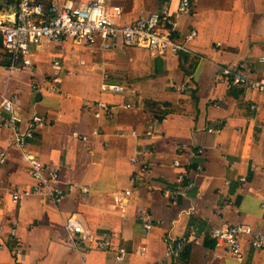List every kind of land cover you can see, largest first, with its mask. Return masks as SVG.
<instances>
[{
	"label": "crops",
	"instance_id": "obj_1",
	"mask_svg": "<svg viewBox=\"0 0 264 264\" xmlns=\"http://www.w3.org/2000/svg\"><path fill=\"white\" fill-rule=\"evenodd\" d=\"M106 2L121 8L122 21L132 22L162 8L174 14L180 0ZM190 4L172 36L189 51L177 55L153 57L138 47L105 49L101 42L64 40L37 46L28 71L10 69L0 52V103L3 96L14 97L22 129L32 115L46 121L20 151L2 126L0 108L6 156L0 165L1 236L10 245L9 229L16 227L22 246L18 259L11 247L0 251V264H154L165 251L162 239L180 237L190 227L206 233L215 226L247 225L264 232V94L234 86L220 74L222 67L245 61L253 76H264L258 62L264 54V0ZM13 10L0 11V18ZM192 31L195 36L187 39ZM80 51L87 59L76 63ZM55 61L61 66L57 75ZM103 84L123 90H102ZM25 152L58 171L65 190L59 202L41 195L12 201L13 192L34 184ZM133 158L140 163L133 165ZM181 173L193 187L185 189ZM131 177L137 181L127 209L111 211L112 196L131 187ZM140 209L152 218L150 230L137 220ZM70 216L91 239H110V249L73 248L64 229ZM242 252L238 262L205 238L187 247L176 264H264V250H252L245 238Z\"/></svg>",
	"mask_w": 264,
	"mask_h": 264
},
{
	"label": "built area",
	"instance_id": "obj_2",
	"mask_svg": "<svg viewBox=\"0 0 264 264\" xmlns=\"http://www.w3.org/2000/svg\"><path fill=\"white\" fill-rule=\"evenodd\" d=\"M190 11V0H180L177 12L174 14L169 9L162 8L148 15H141L132 22H124L121 19V8L107 4L106 0H51L47 4L39 0H15L13 13L4 19L0 18V52L6 57L10 69L28 71L32 69L33 50L37 46L48 42L60 44L64 40L89 46L101 42L105 49H118L123 46L138 47L146 49L153 57H163L168 53L177 55L180 52L189 51L185 43L177 42L172 37L177 17ZM194 36L195 31H192L187 39ZM258 62L264 66V54L259 57ZM60 68L59 62L55 61L53 63L55 75ZM220 74L229 79L234 86L264 94V76H253L245 61L234 66L222 67ZM102 90L121 92L123 88L118 85L103 84ZM1 98L0 108L4 113L1 118L2 126L12 133L11 145L23 151L28 140L45 126L46 121L42 116L35 114L30 117L27 127L22 129L14 112V97ZM96 107L108 112L107 106L103 103H97ZM149 134L150 132H146V135ZM5 158V149L0 147V165L5 163ZM23 159L29 167L34 184L30 189L13 192L12 201L16 203L24 196L41 195L59 202L65 196V190L61 187L58 171L46 167L30 153H23ZM131 162L133 165L140 163L137 158H133ZM173 166L180 167V161L175 159ZM147 167L146 164H142L141 168L145 170ZM178 179L181 183H185V189L194 185L188 174L181 173ZM136 181V177H131V187L120 190L112 196L111 211L123 212L127 209L132 187ZM239 181L244 182V179ZM1 189L0 187V191ZM83 191L87 192V189L83 188ZM261 207L264 219V203ZM136 216L145 230L151 229L152 218L145 209H140ZM64 229L68 234L70 245L82 253L110 249V239H91L74 216L65 220ZM1 232L0 223V251L11 247L13 257L18 259L22 254V246L18 243L16 227L9 229L10 245L2 241ZM205 238L212 240L216 246L225 248L238 262L244 259L242 252L244 238L247 239L252 250H264V232L253 230L247 225L215 226L206 233H199L190 227L188 232L180 237L166 236L162 239L165 251L163 257L154 264H176L187 247L200 245Z\"/></svg>",
	"mask_w": 264,
	"mask_h": 264
},
{
	"label": "rangeland",
	"instance_id": "obj_3",
	"mask_svg": "<svg viewBox=\"0 0 264 264\" xmlns=\"http://www.w3.org/2000/svg\"><path fill=\"white\" fill-rule=\"evenodd\" d=\"M15 3V1H14ZM12 2V0H0V11L1 12H10L15 7V4ZM87 56H85L84 52H78L76 53V57L74 58V61L76 63H80V61H83Z\"/></svg>",
	"mask_w": 264,
	"mask_h": 264
},
{
	"label": "trees",
	"instance_id": "obj_4",
	"mask_svg": "<svg viewBox=\"0 0 264 264\" xmlns=\"http://www.w3.org/2000/svg\"><path fill=\"white\" fill-rule=\"evenodd\" d=\"M14 1H15V0H12L13 3H14ZM14 4H15V3H14ZM0 47H1V39H0ZM3 59H6V58L4 57ZM3 63H5L7 66H8V64H9L7 60H4Z\"/></svg>",
	"mask_w": 264,
	"mask_h": 264
}]
</instances>
